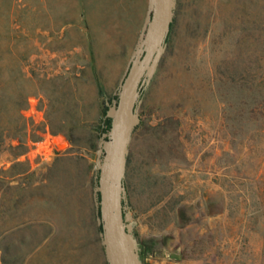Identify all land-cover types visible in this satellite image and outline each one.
Masks as SVG:
<instances>
[{
	"label": "rangeland",
	"instance_id": "1",
	"mask_svg": "<svg viewBox=\"0 0 264 264\" xmlns=\"http://www.w3.org/2000/svg\"><path fill=\"white\" fill-rule=\"evenodd\" d=\"M150 9L0 0V264L24 263L40 220L99 206L98 127ZM168 21L125 144L131 264H264V0H170Z\"/></svg>",
	"mask_w": 264,
	"mask_h": 264
},
{
	"label": "water",
	"instance_id": "2",
	"mask_svg": "<svg viewBox=\"0 0 264 264\" xmlns=\"http://www.w3.org/2000/svg\"><path fill=\"white\" fill-rule=\"evenodd\" d=\"M170 0H151L143 35L122 79L111 114L109 155L102 163L97 183L102 238L108 264H131L120 208V186L129 130L136 122L134 113L142 83L165 39Z\"/></svg>",
	"mask_w": 264,
	"mask_h": 264
},
{
	"label": "crops",
	"instance_id": "3",
	"mask_svg": "<svg viewBox=\"0 0 264 264\" xmlns=\"http://www.w3.org/2000/svg\"><path fill=\"white\" fill-rule=\"evenodd\" d=\"M33 151L34 147H28L26 152L22 149L20 157L26 158L29 163L25 175L32 173L37 165ZM20 176L24 174H15L16 178ZM83 217L85 219L79 212H73L71 219L61 224L40 220L46 222L40 225L48 226V232L42 236L40 244L25 258L23 264H106L96 207L91 201ZM52 247L54 252L51 251Z\"/></svg>",
	"mask_w": 264,
	"mask_h": 264
},
{
	"label": "trees",
	"instance_id": "4",
	"mask_svg": "<svg viewBox=\"0 0 264 264\" xmlns=\"http://www.w3.org/2000/svg\"><path fill=\"white\" fill-rule=\"evenodd\" d=\"M115 101H116V97H114L113 101L108 103V105L107 104L105 105V109L108 108V107H113L114 104H115ZM101 124H102V127H98V128H99V130L101 132V135L103 136V139L107 141L109 139L108 133H109V130H110V127H111V113H106L104 111V117H103V120H102ZM96 217H97V219L99 221L98 229L102 233L101 222H100V210H99V206L98 205H96Z\"/></svg>",
	"mask_w": 264,
	"mask_h": 264
}]
</instances>
